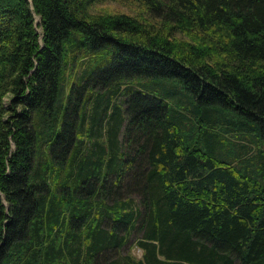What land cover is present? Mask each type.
I'll return each instance as SVG.
<instances>
[{"label": "trees", "instance_id": "16d2710c", "mask_svg": "<svg viewBox=\"0 0 264 264\" xmlns=\"http://www.w3.org/2000/svg\"><path fill=\"white\" fill-rule=\"evenodd\" d=\"M109 1L0 0V264H264V0Z\"/></svg>", "mask_w": 264, "mask_h": 264}, {"label": "rangeland", "instance_id": "374dc122", "mask_svg": "<svg viewBox=\"0 0 264 264\" xmlns=\"http://www.w3.org/2000/svg\"><path fill=\"white\" fill-rule=\"evenodd\" d=\"M126 2H128V1L123 2V1L111 0V1L107 2L108 3L107 5L109 7H113V9H123V10H128V11L130 10V8L133 9V7L130 6L131 4L126 3ZM132 5H134V4H132ZM127 250L130 254H132V256L134 258H140L142 256V248H140L133 241H132V243H129L128 246H125L124 248H122V252H125Z\"/></svg>", "mask_w": 264, "mask_h": 264}]
</instances>
